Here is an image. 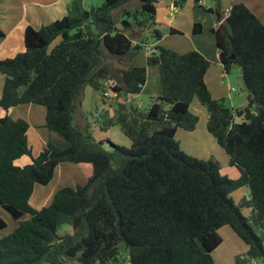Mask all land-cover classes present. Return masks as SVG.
<instances>
[{"label": "trees", "instance_id": "1", "mask_svg": "<svg viewBox=\"0 0 264 264\" xmlns=\"http://www.w3.org/2000/svg\"><path fill=\"white\" fill-rule=\"evenodd\" d=\"M134 1L104 0L87 8L83 0H72L63 17L39 29L26 27L23 52L0 59V107L6 112L28 104L45 107V127L66 144L59 149L49 142L33 156L28 121L8 113L0 117V207L18 222L0 238V264H123L125 259L131 264H215L213 252L223 241L219 230L225 225L246 244L238 264L264 259L263 21L245 3L234 2L212 29L225 73L234 65L242 68L248 101L233 109L209 89L211 61L198 50L179 53L158 45L163 33L156 1ZM175 1L178 7L186 3ZM117 9L134 34L117 28ZM213 11L222 17L220 9ZM202 31V24L194 23L193 33ZM150 37L161 54H149L147 66L158 67L161 95L142 109L129 98L142 92L148 68L131 61L152 44ZM111 56L124 67L112 68ZM88 86L103 98L109 90L118 99L129 96L116 100L114 114L97 122L104 132L119 126L131 147L110 141L112 146H106L105 138L96 140L75 124ZM195 98L207 107V129L238 168V178L223 175L218 161L181 149L177 130L193 131L199 122L190 111ZM23 156L31 162L17 165ZM64 162L90 165L86 183L59 188L49 205L35 209L30 199L36 185L49 184ZM246 187L249 196L237 203L233 194ZM243 208L250 209L249 216ZM75 223L72 233H59L63 225ZM6 227L0 216V231Z\"/></svg>", "mask_w": 264, "mask_h": 264}, {"label": "rangeland", "instance_id": "2", "mask_svg": "<svg viewBox=\"0 0 264 264\" xmlns=\"http://www.w3.org/2000/svg\"><path fill=\"white\" fill-rule=\"evenodd\" d=\"M211 2L212 0H207L205 7L210 6L212 4ZM91 3L92 5L99 6L103 2H91ZM133 4L134 5L139 4L138 0H135ZM193 5L197 7L198 4H196V2L194 1L192 4V0H189V4L187 8L192 9ZM128 6L129 4H126L125 7L127 8ZM207 9L208 8H204V11H207ZM178 10L179 7H176V10H174V12L176 13V11ZM185 12H187V9ZM121 13L122 10L117 9L115 11V19L118 21V23L121 24L123 29H126L128 31V33H130L131 35L134 34V32L131 29H129L128 23L124 21H120L123 19ZM159 16L161 18V23H159V27L164 35V38L161 39L160 41H157L156 43L161 47L174 50L179 53H186L191 50H197L196 47L201 48L205 51H208L207 49L211 47L212 48L215 47V43L213 45L214 37L212 35L211 32L212 28L210 27V25H207L206 28L207 31L205 34H203L204 32H202L200 34L195 35L193 33L187 32V34L183 33L182 36L172 35L169 34L170 22L176 16L174 18L171 17L169 15V8L165 9L164 6L162 5L160 6L159 9ZM197 16H200V14L197 13ZM189 30L190 29L186 31ZM201 34H203L202 37H200ZM145 35L146 34L143 33V37H145ZM149 40L155 44V42L151 37L149 38ZM147 52H148L147 48H143L142 50L138 51L133 56L131 64L136 66H147V59H146ZM109 63L114 69H120L124 67L118 59L112 56L109 58ZM147 68H148V78L146 85L144 86L140 94L134 95L132 96V99H130L131 102L136 107H140L142 109L149 108L153 99L159 96L158 93H161L158 67L147 66ZM212 75H214L216 84L219 85L218 87L214 84L213 85L211 84L213 88L212 95H215L213 97L217 99H221L223 103L230 108H232L233 106L237 107L239 103V99L247 92V89L243 81L242 68L239 65H234L230 69L229 73L226 75L225 78H221L219 76L221 75L220 71H217V73L216 71H214L212 72ZM2 79L3 77L0 76V91L3 90ZM125 98H129V96L125 97V95H122V97L119 99L115 98V95L110 90L107 93V98H103L101 93H99L97 90L93 89L92 87L88 86L86 87L84 95L82 97V103L81 105H79L78 109L76 110L74 122L75 124L81 126L83 129H89L91 131L92 136L96 140H102L105 138L104 139L106 141L105 145L107 146H109L110 142H112L116 145L131 147L132 142L130 138L127 137V135H125V133L122 131V129L119 126H113L109 129L108 132H104V133L100 131L99 126H95V124L98 123L97 120H100L102 116L106 114H110V115L114 114L116 109V100L120 101ZM165 106L167 107V105ZM190 111L193 114L199 116V122L197 124L194 133H189L184 129H179V133L176 134V139L179 141L181 149L185 151L187 154L196 157L198 159H202V160L213 159L218 161L221 167L220 172L223 175H227L230 178H238L240 176V172L238 168L229 163V156L227 152L216 141V139L207 129V121L209 117L207 107L205 105H202L199 102V100L195 98L194 101L191 103ZM86 122L88 123L87 124L88 126H85ZM34 142H36L35 139H32L31 141L29 139V145L32 149L33 156H37L41 151V148L36 147V143ZM54 143L59 149H63L66 146V145L64 146V144L60 142H54ZM29 157L30 156H26V158ZM85 166L86 165L70 163V162L61 163L59 167V173L57 171L55 177L49 184L36 185L34 193L30 199V204L35 209L39 210L42 207L47 206L51 203L54 195L53 193L56 192L59 188L67 186L70 183L85 184L87 181V168ZM249 194H250L249 188L247 187L241 188L233 194V198L238 203L244 195H249ZM242 212L245 216H249L251 211L249 208H243ZM0 216L3 217L4 220L7 222V227L0 231V238H1L4 235L13 232L14 229H16V227L18 226V222L15 221L12 218V216L2 207H0ZM75 228H76V223L66 224L59 228V233L60 234L72 233ZM224 228L225 229L220 230V233L223 234L225 238V243L224 245H222L221 249L216 251L215 255H213L214 260H217L218 254L224 255V258L229 259L231 249L233 250L237 249L236 248L237 244L234 243V241L229 238L227 233L233 231L231 229L227 231L226 228H230L228 226ZM232 234H234V238L235 237L237 238V242L241 244V246H245L244 245L245 243L237 236L236 233H232ZM124 254L126 256V253ZM238 256L241 257L242 256L241 253ZM238 256H236V258ZM246 260H248L247 264H264V259L262 258H256V259L247 258ZM43 264H49V263L44 262ZM73 264H78V263L75 261L73 262ZM123 264H131L130 259L127 260L125 259Z\"/></svg>", "mask_w": 264, "mask_h": 264}, {"label": "crops", "instance_id": "3", "mask_svg": "<svg viewBox=\"0 0 264 264\" xmlns=\"http://www.w3.org/2000/svg\"><path fill=\"white\" fill-rule=\"evenodd\" d=\"M71 1L72 0H0V28L3 30L5 34L3 38H0V59L14 57L18 53L24 51L25 50L24 32L26 27L33 26L36 29H39L43 25H46L57 18L63 17L67 13ZM103 1L104 0H83V4L85 7L89 8L91 6H95L92 5L91 2H103ZM155 1L157 8L156 18L158 23H161V18L159 16V9L161 5L164 6L165 9L169 8V15L171 17L174 18L176 16L170 22L169 34L172 35L182 36L183 33L186 34L187 32L193 33V25L196 22H200L203 25L202 32H204L203 34H205L207 31L206 29L207 25H210V27L213 29L215 27H218V25L224 21V19L228 15V11L231 5L234 2L245 3L254 13L258 15V17L264 23V0H212L211 2L212 4L207 7H205L207 0H199L198 3L196 2V0H192V4L193 1L196 2V4H198L197 7L193 5L192 9L187 8L189 4V0H186L185 5L179 7V10L176 11V13L174 12V10H176V7L178 6L175 4L176 2L175 0H155ZM204 8H208L207 11H204ZM216 8L220 9V12L222 13V17H220V15L216 11H213L216 10ZM186 9L187 12H185ZM197 13H199L200 16H197ZM172 29L177 30V32L172 33L171 31ZM188 29L190 30L186 31ZM212 29L211 32L214 37L213 45L215 43V47L213 48L211 47L207 49L208 51L196 47L197 50L200 51L205 57H207L212 63L211 67L209 68L206 74V81L209 86V89L211 90V93H213V88L211 84L212 85L214 84L219 87V85L216 84L215 82V78L214 75H212V72L216 71L217 73V71H220L221 75L219 76L221 78H225L226 75L229 73V72L225 73V71L223 70V65L220 61L218 48L216 45L215 35ZM203 34H201L200 37H202ZM163 38L164 35L162 39ZM153 45L154 43L152 42V44L149 47H147V51H149L148 49L152 48ZM148 55L149 54L147 52V56ZM2 82L4 83V77L2 79ZM160 92H161V88H160ZM158 94L159 96L161 95V93ZM1 95H2V91H0V97ZM247 95L248 92H246L239 99V103L237 107L233 106L232 108L238 109L244 107L248 101ZM129 99H132V97H130ZM5 113L10 114L13 119H25L28 121V123L30 124L29 139L30 141L32 139H35L36 142L34 143H36V147L42 149V147L49 142H60L63 143L64 146L66 145L60 136L55 134V132H50L45 127V122H46L45 107L35 104H28V105L12 107L11 109H9L8 112H6V110H3L0 107V117H2ZM85 124H86L85 126H88L87 122ZM95 126H99V123H96ZM195 130H193V132L192 131H188V132L194 133ZM100 131L104 133V131L101 130V128ZM177 133H179V129L177 130ZM30 162H31L30 157L26 158V156H23L16 163L17 165L22 166ZM60 165L57 167L56 173L57 171L59 173ZM85 167L87 168V178H88L91 172V166L86 165ZM226 226L228 225L223 226L221 229H225L224 227ZM230 229L231 228H226L227 231H229ZM227 233L229 238L233 240L234 243L237 244L236 246L237 249L236 250L231 249L229 259L224 258V255L218 254L217 260H215V264H237L236 256H238L241 253L242 255L241 258L244 259V255H246V249H247L246 244H244L245 246H241V244L237 242V238L236 237L234 238V234H232L235 233L234 231ZM220 235L222 236L223 241L221 245L213 252V255H215V252L221 249L222 245H224L225 243V238L223 234L220 233Z\"/></svg>", "mask_w": 264, "mask_h": 264}, {"label": "water", "instance_id": "4", "mask_svg": "<svg viewBox=\"0 0 264 264\" xmlns=\"http://www.w3.org/2000/svg\"><path fill=\"white\" fill-rule=\"evenodd\" d=\"M117 28L119 29H123V27L121 26L120 23H117ZM156 53L157 55H160L161 54V51L158 50L156 47H153L151 48V50L148 51V54H151V53ZM129 106H130V103H129ZM110 146H112V144L110 143Z\"/></svg>", "mask_w": 264, "mask_h": 264}]
</instances>
